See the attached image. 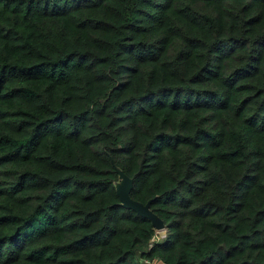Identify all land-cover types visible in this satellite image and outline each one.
<instances>
[{"label": "trees", "instance_id": "1", "mask_svg": "<svg viewBox=\"0 0 264 264\" xmlns=\"http://www.w3.org/2000/svg\"><path fill=\"white\" fill-rule=\"evenodd\" d=\"M0 264H264V0H0Z\"/></svg>", "mask_w": 264, "mask_h": 264}, {"label": "water", "instance_id": "2", "mask_svg": "<svg viewBox=\"0 0 264 264\" xmlns=\"http://www.w3.org/2000/svg\"><path fill=\"white\" fill-rule=\"evenodd\" d=\"M116 170L118 171V177H120L123 181L122 185L115 184L117 194L120 198V203L125 207L134 209L140 215L148 218L156 230L164 229V221L150 208L149 201L143 203L130 196L129 192L132 186V179L118 167Z\"/></svg>", "mask_w": 264, "mask_h": 264}, {"label": "rangeland", "instance_id": "3", "mask_svg": "<svg viewBox=\"0 0 264 264\" xmlns=\"http://www.w3.org/2000/svg\"><path fill=\"white\" fill-rule=\"evenodd\" d=\"M115 184L117 185H122L123 184V181L120 177H118V179L115 181ZM157 238L161 237L162 235H164V229H160V230H157Z\"/></svg>", "mask_w": 264, "mask_h": 264}]
</instances>
